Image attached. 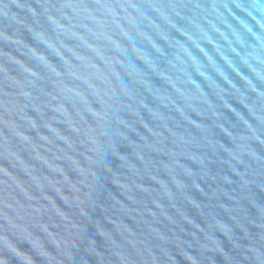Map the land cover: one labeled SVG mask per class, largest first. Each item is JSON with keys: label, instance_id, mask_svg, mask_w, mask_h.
Returning a JSON list of instances; mask_svg holds the SVG:
<instances>
[{"label": "water", "instance_id": "95a60500", "mask_svg": "<svg viewBox=\"0 0 264 264\" xmlns=\"http://www.w3.org/2000/svg\"><path fill=\"white\" fill-rule=\"evenodd\" d=\"M0 264H264V0H0Z\"/></svg>", "mask_w": 264, "mask_h": 264}]
</instances>
